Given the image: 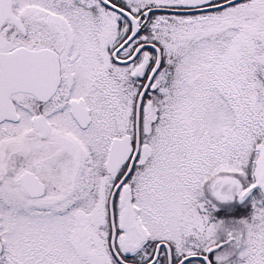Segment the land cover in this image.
<instances>
[{"label":"snow or ice","instance_id":"snow-or-ice-1","mask_svg":"<svg viewBox=\"0 0 264 264\" xmlns=\"http://www.w3.org/2000/svg\"><path fill=\"white\" fill-rule=\"evenodd\" d=\"M0 264H264V0H0Z\"/></svg>","mask_w":264,"mask_h":264},{"label":"flooded vegetation","instance_id":"flooded-vegetation-1","mask_svg":"<svg viewBox=\"0 0 264 264\" xmlns=\"http://www.w3.org/2000/svg\"><path fill=\"white\" fill-rule=\"evenodd\" d=\"M237 210H243V206H241V205H236V206H234Z\"/></svg>","mask_w":264,"mask_h":264}]
</instances>
